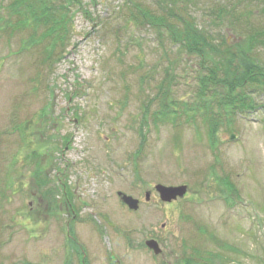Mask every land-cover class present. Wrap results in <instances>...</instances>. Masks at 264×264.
<instances>
[{
  "label": "rangeland",
  "instance_id": "1",
  "mask_svg": "<svg viewBox=\"0 0 264 264\" xmlns=\"http://www.w3.org/2000/svg\"><path fill=\"white\" fill-rule=\"evenodd\" d=\"M79 1L71 45L53 70L40 64L38 48L22 51L29 31L11 35L0 22V264H62L71 235L93 264H108L110 251L114 264H185L209 253L264 264V109L227 116L219 99L198 102L196 60L130 21L127 0ZM9 2L0 0V18ZM251 8L241 3L248 22L239 31L214 18V5L198 15L216 44L236 46L264 24ZM256 53L264 62V41ZM252 87L256 107L264 105V91ZM225 182L240 195L232 207L220 193ZM157 185H187L188 194L163 203ZM118 192L140 209L128 216ZM151 240L161 255L147 248Z\"/></svg>",
  "mask_w": 264,
  "mask_h": 264
},
{
  "label": "trees",
  "instance_id": "2",
  "mask_svg": "<svg viewBox=\"0 0 264 264\" xmlns=\"http://www.w3.org/2000/svg\"><path fill=\"white\" fill-rule=\"evenodd\" d=\"M243 1L127 0L125 5L129 7L130 21L156 30L161 37H166L172 48L196 60L197 100H200L198 102L219 99L221 108L227 116H231L234 112H256L264 109L263 104L256 107L252 93L249 92L252 86L264 91V62L256 53L258 45L264 41V24L260 30L248 36L244 44L233 46L228 44L226 39L216 44L212 35L202 26L203 21L199 20L198 12L200 6L205 8L214 5V18L222 23L226 18L232 26L229 29L239 31L237 28L244 27L242 23L248 22L247 19L242 21L245 16L239 11ZM81 3L79 0H11L4 6V10H7V18H0L1 27L9 30L11 35L20 31H29L28 41L22 46V51L29 47L39 49L38 52L42 57L40 64L53 70L64 60L71 45L74 8L81 6ZM248 4L252 6V14L264 18V0H248ZM233 19L235 24L230 22ZM219 86L222 91L217 92ZM151 101L144 105L146 115ZM161 106L166 114H178L176 108L166 110L165 104ZM207 108L209 107H204ZM204 109L201 113L200 110H193V113H199L205 118L208 112H204ZM154 115L159 117L162 113L158 112ZM215 119L213 117L208 120L210 121L208 134L211 137H215L219 127ZM220 187L222 195L228 193L232 201L240 199L237 189L231 182H225ZM45 192L51 200L52 194L49 190ZM50 203L52 204L53 201ZM217 244L221 250L233 252L229 250L228 244H220V242ZM233 261L239 262L235 258H223L222 254L209 253L206 258L197 257L192 261L187 260L185 264H233Z\"/></svg>",
  "mask_w": 264,
  "mask_h": 264
},
{
  "label": "water",
  "instance_id": "3",
  "mask_svg": "<svg viewBox=\"0 0 264 264\" xmlns=\"http://www.w3.org/2000/svg\"><path fill=\"white\" fill-rule=\"evenodd\" d=\"M157 192L160 194L161 200L163 202L170 203L173 200H176L178 197L182 198L187 193V186L181 187H165L162 185L156 186ZM121 200L126 204L129 205L131 210H138L139 209V201L134 199L133 197L127 196L123 193H119ZM150 194L147 193V198L149 199ZM147 246L155 252V254H161L162 250L159 247V244L155 240H151L147 242Z\"/></svg>",
  "mask_w": 264,
  "mask_h": 264
},
{
  "label": "flooded vegetation",
  "instance_id": "4",
  "mask_svg": "<svg viewBox=\"0 0 264 264\" xmlns=\"http://www.w3.org/2000/svg\"><path fill=\"white\" fill-rule=\"evenodd\" d=\"M68 208L70 210L69 215H71L73 218L72 220L74 221L75 224H78L80 221V218H79L77 211L72 205L68 206ZM126 213L129 216V207H126ZM75 224L73 225V228L76 231ZM75 234L77 233L75 232ZM100 234L102 233L100 232ZM68 237H69V243H68L69 249L72 246L71 241H73L74 244H77V245L79 244L76 236L71 235ZM126 248H127V253L129 256V221H128L127 229H126ZM87 256H88L87 253L86 254L84 253L81 255L80 253L75 252V250H72V252L66 253V256L63 258V264H93V261L91 259H87ZM106 260L108 261V264H113V262H118V263L120 262V261H113L110 253H109V257H107Z\"/></svg>",
  "mask_w": 264,
  "mask_h": 264
}]
</instances>
